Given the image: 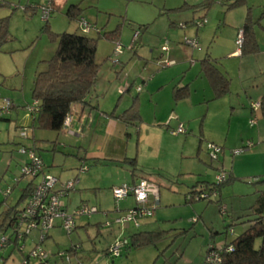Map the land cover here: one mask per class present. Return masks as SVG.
<instances>
[{"label": "rangeland", "instance_id": "374dc122", "mask_svg": "<svg viewBox=\"0 0 264 264\" xmlns=\"http://www.w3.org/2000/svg\"><path fill=\"white\" fill-rule=\"evenodd\" d=\"M203 1L0 0V18H7V40L0 48V106L5 98L15 105L0 118V219L7 208H22L27 196L19 199L21 189L31 179L39 180L21 172L29 162L23 150L29 148L41 155L50 174L59 175L54 188L78 178L61 196L67 215L88 209L74 216L76 227L71 232L56 220L49 237L41 241L40 229H31L19 243L22 248L11 243L0 250V264H23L35 247L48 255L47 264H199L211 233L212 241L220 245L246 228L242 221L248 217L236 216L255 203L257 190L264 189V177L255 181L264 176V115L259 107L253 112L250 107L264 84L260 70L264 17L256 27V53L239 57L236 39L248 12L253 19L260 17L264 0H245L233 7L230 0H212L200 18L204 11L195 8ZM71 4L79 8L75 18L66 14ZM44 5L51 8L48 22L40 8ZM84 22L91 25L88 35L96 39L99 69L92 96L99 98V108L110 112L117 102L118 108L126 107L138 96L142 119L130 125V135H124L125 151L144 171L136 173H149L159 186L152 215L138 218V224L121 221L136 206L134 196L116 200L112 192L131 182V163L77 157V150L68 146L75 142L73 137L32 124L26 107L33 102L35 74L46 69V61L55 53L57 34L79 32ZM133 25L145 27L138 32L139 44ZM206 53L217 58L218 66L231 78L229 92L213 100L211 86L200 72V59ZM178 82L189 83L190 98L175 103L172 86ZM178 123H183L185 133L172 134ZM106 132L111 131L92 127L83 142L93 150L104 143ZM207 143L222 151L212 157ZM236 149L243 151L233 153ZM80 163L87 164V169H79ZM222 173L235 177L220 188L226 213L212 196L211 201H186L189 187L197 181L217 182ZM230 224L232 233L227 228L225 234ZM13 230L11 226L0 229V237H12ZM139 230L161 235L118 257L106 255L112 240ZM259 243L256 239L255 246ZM72 245L78 250H70ZM28 261L39 263L32 255Z\"/></svg>", "mask_w": 264, "mask_h": 264}, {"label": "trees", "instance_id": "16d2710c", "mask_svg": "<svg viewBox=\"0 0 264 264\" xmlns=\"http://www.w3.org/2000/svg\"><path fill=\"white\" fill-rule=\"evenodd\" d=\"M211 1L212 0H204L195 8V11H204L203 16L200 18L205 16L206 11L211 5ZM229 3V5L233 7L245 3V0H230ZM78 10L79 8L77 5L71 4L68 6L66 14L70 18H75L78 14ZM262 16H264V13H262L258 19L254 20L250 15V12L247 13L245 22L242 28H240L242 30V42L239 47L240 53L238 55L242 56L244 53L257 52L258 42L255 33L256 27L260 26V18ZM6 22V17L0 18V48L3 42L7 40ZM45 22H48L47 18L45 19ZM196 23L202 24L203 21L196 20ZM89 31L85 32L82 29L79 32H62L57 34L58 42L54 55L46 61V69L35 74L32 86V99L33 101H36L37 111L34 114L32 113L31 117L32 124L35 122L39 128L59 133L63 129V123L66 116L71 114V107L73 104H82L84 106L89 105L92 108L98 109V103H94V105L90 103L93 86L98 79L99 64L95 60L96 39L88 35ZM218 63L217 58H213L207 53L200 59V72L208 80L213 91V98L224 96L230 89L231 78L218 66ZM262 75H264V71H262ZM189 92V86L187 83L181 84L178 82L172 86V97L175 103L187 98ZM115 109H112L108 114L113 115ZM1 117L3 116H0V118ZM118 117L128 124H136L141 120V114L138 108V96L132 97L128 107L119 113ZM126 161H129L132 165L131 174L133 177L136 176V170L143 172L136 167L135 157L126 158ZM82 165L85 164L80 163L79 169ZM261 177L264 176L257 177L255 181H261ZM143 178L154 182L159 190L158 184L151 178V176H149V173H147V175L140 174V177L136 181H133V183H136L139 179ZM234 178L235 177L232 175H224L223 179L218 180L217 182L209 183L204 180L197 181L189 187V190L186 192V201L192 202L193 200L204 198L211 201L210 197L212 196L215 197V202L218 204L221 212L226 213V206L224 204L222 205L221 202L220 188L224 183L230 182ZM33 185L34 182L32 179L28 181L21 189L19 199L28 196L32 191ZM257 191V203L250 205L247 208V211H245L246 208L241 209V212L236 216L238 219L243 218L244 216L248 217L246 220L242 221V223H247L246 228L230 240L225 238L220 245H216L214 241H212L213 239L209 240L206 252L211 247L210 245H213V248L217 249L221 256L222 264H264V192L260 193L261 190ZM154 205L155 202L152 200L147 204V207L149 209L151 208V214L149 216L152 215ZM21 209L22 208L17 209L15 206L7 208L1 215L0 229H5L10 226L15 228V220ZM229 213L226 215L228 216L231 214ZM230 226L231 224L226 227L225 234H228L227 228ZM75 227L76 226H74L73 230ZM228 229L232 233V229ZM160 235V231L154 230H139L129 233V235L125 237L127 243L124 245L122 253L124 250L127 251L132 247H140L143 243L153 240ZM210 236L212 237L213 234ZM44 237H49V233H45ZM256 239H260V243L257 246H255ZM11 243L19 246L17 240L11 238L6 240L4 246L7 247ZM109 246L104 250L106 255H110L108 252ZM70 250L76 251L78 249L76 245H72ZM122 253L120 255H122ZM204 255L202 256L201 261ZM28 259L29 254H26V259L24 260L25 264H29ZM0 260H3V256H0ZM47 260L48 255H46L45 258H40L38 264H47Z\"/></svg>", "mask_w": 264, "mask_h": 264}, {"label": "built area", "instance_id": "2783aa9c", "mask_svg": "<svg viewBox=\"0 0 264 264\" xmlns=\"http://www.w3.org/2000/svg\"><path fill=\"white\" fill-rule=\"evenodd\" d=\"M43 14V18L46 19L47 16L51 13L50 5L40 6ZM48 14V15H47ZM47 15V16H46ZM91 28V25L86 22L83 23L82 29L85 32H88ZM138 35V32L135 33V37ZM192 42V41H191ZM237 49L236 53H240V44L242 42V30L239 29L237 33ZM162 50L165 49V46L161 47ZM36 101H33L31 104L27 105V110L30 114H34L37 111ZM260 106V102L257 101L252 103V108L256 109ZM11 109V100L3 99L2 106H0V116L7 114ZM71 114L66 116L63 128H67L70 125ZM253 120H251L252 122ZM184 125L179 123L175 130L172 131L173 134L184 133ZM208 153L212 157H216L219 152L222 151L221 147L213 144L207 143ZM28 158L29 162L25 163L22 167V174H31L32 177H39V180L34 183L32 191L27 196L26 202L22 206L21 211L16 217L15 228L13 236H1L0 237V250L4 248L6 240L8 238L17 240L18 243L24 242L25 237L29 234L31 229L39 228L41 231V241L43 240L45 233L51 227H55L56 220H59V225L63 226L67 232H71L75 226L74 216L81 213L88 212L87 208H82L79 211H75L72 215H67V211L64 209L61 196L66 194V191L72 189L75 185L76 180L67 181L63 185V189L58 190L54 188V184L58 182V177L50 174L45 171L44 163L36 154V151L32 148L28 150H23ZM243 149H236L232 151L233 153H240ZM87 165H82L80 169H87ZM224 173L218 176L219 180L223 179ZM158 187L154 182L148 181L146 179H139L136 183L126 184L124 186L113 188V195L117 199H122L127 195L131 194L134 196L136 206L132 208L127 215L121 217V221L124 224H128L130 221H134L138 224V218L147 217L151 214V208L147 207L149 201H154L158 196ZM153 205V204H152ZM127 243V239L117 238L109 246V254L112 257H118L122 253L124 245ZM4 246V247H3ZM20 246V245H19ZM211 246V247H210ZM206 254L204 255L202 261L199 264H222L221 256L217 249L213 248V245H210ZM22 248V246H20ZM45 258L46 253L42 249L37 247L33 248L29 256ZM25 264V261L23 262Z\"/></svg>", "mask_w": 264, "mask_h": 264}, {"label": "crops", "instance_id": "0c3cea01", "mask_svg": "<svg viewBox=\"0 0 264 264\" xmlns=\"http://www.w3.org/2000/svg\"><path fill=\"white\" fill-rule=\"evenodd\" d=\"M262 13H264V10H262V12H260V14H262ZM262 17H264V16H262ZM260 25H261V23H260ZM258 47H259V45H258ZM233 55H235V53H233ZM238 56L242 57L241 55H238ZM260 70H261V72L264 71V65L260 66ZM187 84L189 86V83H187ZM252 90L255 91L256 89H252ZM255 94H256L255 96H257L259 98L256 101L255 100L250 101V107L252 108V103L259 101L261 103V106H259V108L262 110V115H264V84L261 85V88L259 90H256ZM92 95H91V99H90L91 102L90 103L92 105H94V103H96V104L98 103V105L100 107V100H98L99 98L97 96L93 97ZM188 98H190V97H187L185 99H188ZM185 99H183V100H185ZM210 99L211 100L216 99V98H213V91H212V96L210 97ZM201 100H204V99H201ZM200 102H202V101H200ZM129 104H130V102L128 104L126 103V107L118 108L117 105H119V103L117 102V105L115 106L116 109H115L113 115H109L108 111L104 110V106L102 108L98 107V109H96V108L90 107L89 105L84 106L82 104H73L71 107L70 125L67 128H63L57 134L58 135L63 134V135H67L69 137L74 138V141L77 142L78 144H76L75 142H72L73 144L70 143L68 146L70 148H75L77 150L75 153H76V156L79 158H84V159L91 158L94 160L98 159V160H106V161L108 159L110 161H115V160H117V161L125 160L126 161V158H131V157H128L126 155V151H125L126 150V142L124 140L125 139L124 135L125 136L130 135V132H129L130 131V129H129L130 125H137V123L136 124H128L127 122L121 120L118 117V115L124 109H126ZM11 105L12 106H11L10 110L14 109V107H15V105L12 102H11ZM251 110L253 112L255 109L252 108ZM141 119H142V117H141ZM254 120L251 123L255 122ZM92 127H93V129L102 127V129H108L111 132L110 133L106 132V139L101 146H98L97 148L90 150L89 144H84L83 140L86 137L87 130H90V128H92ZM175 129L176 128L172 129L171 132ZM177 134H179V133H177ZM56 139H57V136H56ZM39 156L41 157V155H39ZM41 159H42V157H41ZM42 161H43V159H42ZM43 163H44V161H43ZM136 167L143 170L140 166H136ZM44 168L47 172H49L47 170V165L45 163H44ZM131 173L132 172L130 171V174ZM76 175L74 176V178L76 177ZM57 177H59L58 174H57ZM139 177H140V174L138 175L136 173V176L132 178L131 182L128 181L127 183L128 184L132 183V181H136ZM77 179L75 178V180H77ZM62 188H63V184H61V188H57V189L61 190ZM259 190H261L260 193L264 192V189H259ZM255 203H257V199H256ZM212 234L213 233H211L210 235H212ZM211 239L214 240V236H212V237L210 236L209 240H211ZM114 240H112L111 242H113ZM111 242L108 244V246L111 244Z\"/></svg>", "mask_w": 264, "mask_h": 264}, {"label": "water", "instance_id": "95a60500", "mask_svg": "<svg viewBox=\"0 0 264 264\" xmlns=\"http://www.w3.org/2000/svg\"><path fill=\"white\" fill-rule=\"evenodd\" d=\"M132 28L134 30H137V32H140V33H142L145 30L144 26L141 28H137V25H133ZM137 32H135V33H137ZM139 43H140V36H138V39H137V44H139Z\"/></svg>", "mask_w": 264, "mask_h": 264}]
</instances>
